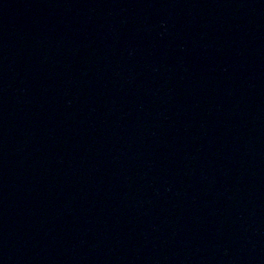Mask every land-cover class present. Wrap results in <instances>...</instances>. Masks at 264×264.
I'll return each mask as SVG.
<instances>
[{"label": "water", "instance_id": "95a60500", "mask_svg": "<svg viewBox=\"0 0 264 264\" xmlns=\"http://www.w3.org/2000/svg\"><path fill=\"white\" fill-rule=\"evenodd\" d=\"M0 264H264V0H0Z\"/></svg>", "mask_w": 264, "mask_h": 264}]
</instances>
